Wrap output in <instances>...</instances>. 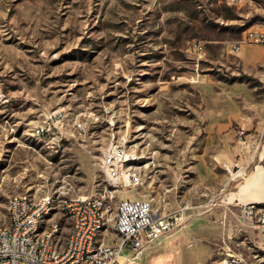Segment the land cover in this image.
I'll list each match as a JSON object with an SVG mask.
<instances>
[{
    "label": "rangeland",
    "instance_id": "rangeland-1",
    "mask_svg": "<svg viewBox=\"0 0 264 264\" xmlns=\"http://www.w3.org/2000/svg\"><path fill=\"white\" fill-rule=\"evenodd\" d=\"M263 25L264 0H0V225L12 196H51L64 238L69 198L107 189L113 204L149 197L176 218L146 264H223L232 251L264 264L258 231L226 217L228 172L213 156L241 125L262 130L264 45L229 46ZM57 108L82 134L33 136ZM218 121L222 136L208 128ZM124 137L142 183L118 189L100 160Z\"/></svg>",
    "mask_w": 264,
    "mask_h": 264
},
{
    "label": "built area",
    "instance_id": "built-area-1",
    "mask_svg": "<svg viewBox=\"0 0 264 264\" xmlns=\"http://www.w3.org/2000/svg\"><path fill=\"white\" fill-rule=\"evenodd\" d=\"M245 43L264 45V26L247 29L243 38L230 43V50L238 53ZM195 52H204L203 44H192ZM68 115L57 108L46 113L34 133L47 138L62 140L67 135L77 137L84 130L76 121L68 127ZM253 127L243 124L237 130L240 149L231 163H226V193L243 181L251 169L262 160L264 150V120L259 134ZM125 138V139H124ZM113 138L102 150L100 166L116 188L134 187L142 183L141 172L131 161L137 159L127 148V138ZM229 193V192H228ZM115 194L106 189L97 195H76L69 198L70 210L78 215L76 231H68L62 238V226L56 216L48 214V206H55L51 196H43L39 203L25 202V195H14L15 222L0 225V264H146L144 253L161 242L175 227L176 218L168 213H158L154 200L149 197H122L113 204ZM227 207L226 217L238 218L258 231L264 249V207L256 202ZM102 211H119V221L102 220ZM66 215V211L64 213ZM36 216L44 217L50 224V232L34 233ZM68 218V217H67ZM236 227H241L236 225ZM116 230H123V237H116ZM243 260L232 251V258H224L223 264H238Z\"/></svg>",
    "mask_w": 264,
    "mask_h": 264
},
{
    "label": "crops",
    "instance_id": "crops-1",
    "mask_svg": "<svg viewBox=\"0 0 264 264\" xmlns=\"http://www.w3.org/2000/svg\"><path fill=\"white\" fill-rule=\"evenodd\" d=\"M243 50V47L240 51ZM239 51V52H240ZM227 124L222 122H213L210 123L208 128L210 132L215 133V135H224L226 134ZM237 131L234 135H230L226 142L218 141L214 144V153L213 156L218 160H221L225 163H231L237 156V152L240 149V144L237 141ZM264 156L262 152V160L258 163L256 168H253L248 173L247 177L231 187V189L226 193L222 192L221 195L224 197V208L235 207L234 205L241 203H250L256 202L264 205ZM262 166V172L259 171V167ZM260 172V173H259ZM262 173V175H261ZM227 183V182H226ZM225 183V184H226ZM224 184V185H225ZM222 189V188H221ZM224 210V209H223ZM226 211V210H225ZM234 220L233 216L228 215V220ZM229 224V222H228ZM226 228V227H225Z\"/></svg>",
    "mask_w": 264,
    "mask_h": 264
},
{
    "label": "bare ground",
    "instance_id": "bare-ground-1",
    "mask_svg": "<svg viewBox=\"0 0 264 264\" xmlns=\"http://www.w3.org/2000/svg\"><path fill=\"white\" fill-rule=\"evenodd\" d=\"M264 26V25H263ZM253 29V28H249ZM32 135L37 137L41 140H49L45 134L40 133H34L32 130ZM262 166L259 167V171L262 172ZM259 172V173H260ZM262 175V173H261ZM42 201V197L34 198L30 195H25V202H31V203H39ZM9 208V222H15V208H14V199L13 196L10 198L8 203ZM53 209V206H48V213ZM66 214L71 222L70 230L69 231H76L77 229V223H78V215L75 214L74 210H70V203L67 202V205L65 207ZM115 212L113 215H110L109 211H102V220H108L111 221L113 219V223H117L119 221V211H112ZM111 212V214H112ZM44 221L43 216H36V220L34 223V233H43V232H50V224L49 226L44 229L42 232H40V228L42 227ZM116 237H123V230H116ZM0 242H1V235H0Z\"/></svg>",
    "mask_w": 264,
    "mask_h": 264
}]
</instances>
